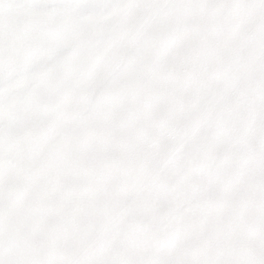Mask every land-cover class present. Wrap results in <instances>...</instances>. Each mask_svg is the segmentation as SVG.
<instances>
[{
	"label": "rangeland",
	"instance_id": "374dc122",
	"mask_svg": "<svg viewBox=\"0 0 264 264\" xmlns=\"http://www.w3.org/2000/svg\"><path fill=\"white\" fill-rule=\"evenodd\" d=\"M79 39H61L62 60ZM109 54L112 64L74 89L38 143L18 122L43 104L42 82L6 54L0 255L9 264L206 260L257 223L244 154L234 158L216 123L220 102L198 111L191 74L177 79L149 56Z\"/></svg>",
	"mask_w": 264,
	"mask_h": 264
},
{
	"label": "snow or ice",
	"instance_id": "6c2138e0",
	"mask_svg": "<svg viewBox=\"0 0 264 264\" xmlns=\"http://www.w3.org/2000/svg\"><path fill=\"white\" fill-rule=\"evenodd\" d=\"M73 32L80 35L78 51L62 60L60 41ZM109 50L136 60L149 56L177 79L191 74L195 108L219 101L217 126L234 158L244 154L257 215L251 235L224 256L174 264H264V0H0V82L8 54L43 85V104L18 122L21 130H35L36 143L56 126L74 89L112 64ZM35 57L43 59L34 64ZM3 135L0 104V145ZM0 264H9L3 255Z\"/></svg>",
	"mask_w": 264,
	"mask_h": 264
}]
</instances>
